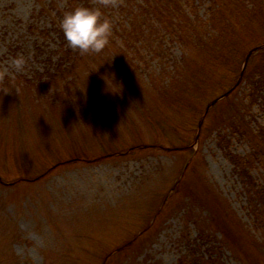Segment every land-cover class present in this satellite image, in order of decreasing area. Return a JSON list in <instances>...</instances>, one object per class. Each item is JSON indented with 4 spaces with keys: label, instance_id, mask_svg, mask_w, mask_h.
Masks as SVG:
<instances>
[{
    "label": "rangeland",
    "instance_id": "rangeland-1",
    "mask_svg": "<svg viewBox=\"0 0 264 264\" xmlns=\"http://www.w3.org/2000/svg\"><path fill=\"white\" fill-rule=\"evenodd\" d=\"M119 2L143 8L114 11L109 45L79 52L51 78L33 50L37 39L55 50V33L39 32L52 28L53 11L36 14L38 0H0V71L9 73L0 78V264H178L198 235L195 220L217 244L213 264H251L250 255L264 264L251 242L264 245V228L255 230L264 206L246 187L264 185V160L237 130L264 124V90L248 96L264 68V4L251 16L252 0H238L241 10L215 17L229 15L236 28L223 64L222 45L205 48L193 34L210 0L106 4ZM33 18L36 29L26 30ZM249 43L259 48L244 79ZM18 54L28 57L21 72L10 63ZM235 157L252 165L247 179Z\"/></svg>",
    "mask_w": 264,
    "mask_h": 264
},
{
    "label": "trees",
    "instance_id": "trees-1",
    "mask_svg": "<svg viewBox=\"0 0 264 264\" xmlns=\"http://www.w3.org/2000/svg\"><path fill=\"white\" fill-rule=\"evenodd\" d=\"M52 1L53 0H38L39 8H36L35 11H36V14L37 13L38 14H44L45 12H48L49 10L53 11V17L54 18L52 20V28H49V29L47 28L48 30L39 29L40 30L39 32L42 33V36L44 38L45 37L49 38L51 34L55 33L56 38L58 40V43L56 44L55 50H54L53 48L51 49L50 46L44 45V42H40V40L38 41V39H37L35 41L36 47L33 50V53L36 57L41 56V57L45 58L44 59L45 67L43 68V72L45 71V74H49L51 78L53 76L57 77L58 75L64 76V72L69 70L70 64L73 63L75 56L78 55V53H79L78 50H73L68 45V43L65 39L64 33L59 26V22L62 19L63 14L65 12H67L71 9H74L78 5L85 4V5L90 6V7L101 8L106 16H108V17L112 16V19H114L113 18L114 17V11L121 13L120 12L121 9H123L124 7L126 9V6L123 7V5H121L120 2L116 8L115 7L109 8L108 5L104 2V0H81L80 2L77 0H70L68 3H66V5H64L63 9H60L58 7H54ZM124 1L126 3V0H124ZM210 1H211V5H209L210 15L205 20H201V19L195 20L196 26L194 27L195 30H194L193 34H194L195 38L197 37L196 39H198V42L200 44H202L205 48L207 47V44H209L212 47H215V42L222 45V50L217 49L216 57L220 63L224 64L225 62L230 61L231 49H233V47L235 48V46H234L235 44L237 45V42H235V40L232 39V33H231V30L236 29V28L234 26L233 19H231L229 17V15H227L228 17L227 16L224 17V20H220V21H216L215 17L219 16L222 11H225L228 13L231 12V10H230L231 6L233 7V10H236L238 8V11H239L241 9H239V4L237 3L238 0H224L223 3H221L219 0H210ZM257 1L261 5L264 4V0H252V2H250V5L252 7H251V10H249L251 16H252V13L253 14L255 13V15H258V14H256L257 10H255V7L257 4V3L255 4V2H257ZM142 3H144L143 5H146L147 7L149 5L146 2V0H142ZM214 3H215V5H217V7L219 6L221 8H215ZM247 3L249 4V2H247ZM128 6L135 7V5L133 3H131ZM223 7H225L226 9H223ZM142 8L143 7L141 5H139V8L137 6H136V9L135 8L134 9L127 8L126 11L130 13V14L128 13V15H133V10L138 12V9H139V11L141 12ZM213 10H216V11H213ZM262 21L264 22V19H262ZM37 22L38 21H35V18H33L32 22L30 24H28L25 27V29L26 30L29 29L30 31H33V29H36L34 24H36ZM114 32H115V30L113 28V33ZM218 37H224V38H226V40L222 42L221 39ZM180 38H181V36L179 37V39ZM124 39H126V38H124ZM258 40L261 42L260 44H264V37H262ZM247 44L245 45V48H247ZM249 45L252 46V44H250V43H249ZM255 45H253V46H255ZM225 46H226V48H225ZM255 47H258V46H255ZM255 47H253V48H255ZM260 52L264 53V48H262L260 50ZM243 74H244V77H242ZM242 76L241 77L244 79H246V76H248V73L246 72V68L244 69ZM250 81H251V86H252L253 91L250 92L248 96L256 98V97H258L257 95L260 93V91L264 90V68H263L262 74H258L256 77L253 74L252 79ZM228 97H230V96H228ZM201 120H200V122H201ZM232 123H233V121L231 122V124ZM237 130H238V132H240L241 136H243V135L248 136L252 141H254V140L256 141V145H258L259 147H258L257 152H256L254 157H256V159L262 158L264 160V124H262L259 128H253L252 126H248V125L243 126V124H241L237 127ZM221 133H222V131L219 130L217 132V135L220 136ZM221 139H222V137H221ZM220 143H222V142H220ZM224 148H225V150L230 149L228 146H224ZM225 153L228 157L231 158V155H230L231 152L226 151ZM243 160H244L243 158H237V157L232 159V161L234 163L235 172L242 175L243 178L247 179L249 176H251L250 175V167H252V165L249 163L247 165V162L243 163ZM246 187H247L248 191L250 192V194L260 204H263V206H264V185L260 184L258 182L256 183L252 179L251 182H249V183L247 182ZM259 207L261 208V206H259ZM258 210H259L258 211V219H256L257 223L255 222V224H256L255 230H257V229L259 230L260 227L264 228V217L262 218V220H260L262 223L258 224L259 218H260L259 217L260 209H258ZM252 212H253V210H252ZM263 213H264V209H263ZM194 223L199 226L198 235L196 237V240L188 241L189 247H188V249H186V251L179 258L178 264H213V262L215 261L213 258L215 255L217 256V251L214 250V248L217 244H215V242L212 239H210L207 230L201 228L199 221L195 220ZM150 225H151V223H147V225L144 226L142 231L148 230L150 228ZM222 226H220L221 230L226 231L227 228L225 227V225H222ZM246 232H247L246 234L248 236L247 239L249 240L250 237H252V236L247 230H246ZM135 239H136V236L132 237L128 242H130V243L134 242ZM251 242H253V244L257 247L256 250L259 248L260 252L261 251L264 252V245L263 244H260L254 240ZM225 243L227 244L229 242L226 241ZM230 244H232V243H230ZM199 245L206 247L207 251L205 252L204 256L200 252V249L198 247ZM242 253H245L247 256L249 255L244 250ZM249 257L252 259L251 264H258V262L256 260H254V258H252L251 255Z\"/></svg>",
    "mask_w": 264,
    "mask_h": 264
},
{
    "label": "clouds",
    "instance_id": "clouds-1",
    "mask_svg": "<svg viewBox=\"0 0 264 264\" xmlns=\"http://www.w3.org/2000/svg\"><path fill=\"white\" fill-rule=\"evenodd\" d=\"M108 3L109 0H104ZM68 45L81 54L89 52H101L109 45L112 33L113 22L106 16L99 7H90L85 4L78 5L64 13L59 22ZM12 67L17 71H24L28 63V57L18 54L10 59ZM8 70L0 71V78L8 75ZM108 88L113 92H119ZM5 93L9 90L5 89Z\"/></svg>",
    "mask_w": 264,
    "mask_h": 264
},
{
    "label": "water",
    "instance_id": "water-1",
    "mask_svg": "<svg viewBox=\"0 0 264 264\" xmlns=\"http://www.w3.org/2000/svg\"><path fill=\"white\" fill-rule=\"evenodd\" d=\"M259 47H263V46H259ZM259 47H255V48H253V49H251V50H249V51L247 52V54H246V56H245V60H244V65H243L242 73H243V71H244V69H245V67H246V65H247V63H248V60H249L250 55H251L255 50H257ZM223 96H224V95H223ZM215 101H216V100H214L213 102H211V104H213ZM211 104H210V106H211ZM210 106H208V108H209ZM201 121H202V120H201Z\"/></svg>",
    "mask_w": 264,
    "mask_h": 264
}]
</instances>
